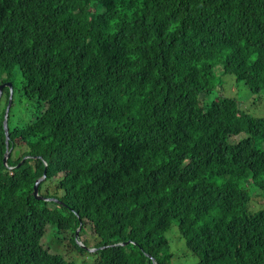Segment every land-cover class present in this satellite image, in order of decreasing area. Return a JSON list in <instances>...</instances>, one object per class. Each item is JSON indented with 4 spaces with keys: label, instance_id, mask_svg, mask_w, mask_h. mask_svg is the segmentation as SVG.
<instances>
[{
    "label": "trees",
    "instance_id": "1",
    "mask_svg": "<svg viewBox=\"0 0 264 264\" xmlns=\"http://www.w3.org/2000/svg\"><path fill=\"white\" fill-rule=\"evenodd\" d=\"M229 76L264 108V0H0V264H75L52 235L172 264L175 224L197 264H264V115Z\"/></svg>",
    "mask_w": 264,
    "mask_h": 264
},
{
    "label": "rangeland",
    "instance_id": "2",
    "mask_svg": "<svg viewBox=\"0 0 264 264\" xmlns=\"http://www.w3.org/2000/svg\"><path fill=\"white\" fill-rule=\"evenodd\" d=\"M229 77L230 78L226 85L224 84L226 96L237 99L243 110L259 116L264 115V108L261 107L258 101H254L258 96H254L245 83L238 82L233 76ZM238 139L240 138L238 137ZM249 192L251 196L253 194L251 203L252 208L256 211L253 209L251 210L254 212L264 210L263 197L255 195L254 189L249 190ZM166 237L171 244V253L174 256L172 264L198 263L199 259L194 255L192 250L187 247L185 240L180 237V233L176 224L168 232ZM44 241V247L46 249H49L50 246L52 248V252H58V254L63 255L67 260L74 262L75 264H93L96 261V257L93 256V254L89 252L82 253L72 238L67 239L66 237H63L61 240L60 238L52 235L47 236ZM61 242L63 243L62 245Z\"/></svg>",
    "mask_w": 264,
    "mask_h": 264
},
{
    "label": "water",
    "instance_id": "3",
    "mask_svg": "<svg viewBox=\"0 0 264 264\" xmlns=\"http://www.w3.org/2000/svg\"><path fill=\"white\" fill-rule=\"evenodd\" d=\"M9 86H10V88H12V85H11V84H9ZM3 88H4L3 86L0 88V96H1V94H2ZM11 103H12V99L10 100V104H9V106H8V110H7V113H6V121H5L6 129H7V125H8V124H7V120H8V116H9L10 108H11V105H12ZM8 158H9V153L6 155L5 163H7ZM44 179H45V177H44L43 179L39 180V181L37 182V184H36L35 195H36V197H38V198H41V197L39 196V193H38V187H39L40 182H41L42 180H44ZM78 234H79V232H78Z\"/></svg>",
    "mask_w": 264,
    "mask_h": 264
},
{
    "label": "clouds",
    "instance_id": "4",
    "mask_svg": "<svg viewBox=\"0 0 264 264\" xmlns=\"http://www.w3.org/2000/svg\"><path fill=\"white\" fill-rule=\"evenodd\" d=\"M2 95V94H1ZM8 126V125H7Z\"/></svg>",
    "mask_w": 264,
    "mask_h": 264
}]
</instances>
